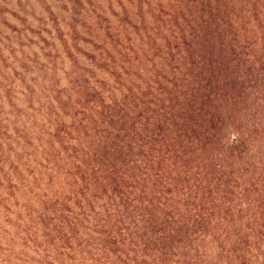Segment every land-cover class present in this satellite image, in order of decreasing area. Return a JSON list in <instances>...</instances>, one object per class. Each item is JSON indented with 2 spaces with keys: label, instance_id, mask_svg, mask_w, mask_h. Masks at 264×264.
I'll return each mask as SVG.
<instances>
[{
  "label": "rangeland",
  "instance_id": "obj_1",
  "mask_svg": "<svg viewBox=\"0 0 264 264\" xmlns=\"http://www.w3.org/2000/svg\"><path fill=\"white\" fill-rule=\"evenodd\" d=\"M204 78L228 186L141 215L135 117ZM0 264H264V0H0Z\"/></svg>",
  "mask_w": 264,
  "mask_h": 264
},
{
  "label": "trees",
  "instance_id": "obj_2",
  "mask_svg": "<svg viewBox=\"0 0 264 264\" xmlns=\"http://www.w3.org/2000/svg\"><path fill=\"white\" fill-rule=\"evenodd\" d=\"M194 85L195 83L189 84L184 91L174 90V93L164 91L165 96L160 90L161 96L154 98V101L147 100L142 103L140 112L135 117L140 123L142 132V135L137 134L132 139L133 144L138 147V161L142 165L138 174L146 177L150 173L155 180V184L151 183V180L147 183L146 191L151 196L146 200L149 206L144 207L141 215L146 214V209L153 210L154 202L157 203L159 197L164 198L165 194L169 197L171 193L175 195L177 189H172V185L184 187L186 194L189 191L193 193L192 197L196 198L198 203L188 208L192 209L194 215L200 213L202 194L205 190L209 194L212 186L214 189L222 184L228 186L220 180V177L226 178L229 175L228 164L224 160L227 159V153L231 155L236 141H241L242 137L239 136L230 143L231 146L227 145V151L220 148V151L216 153L217 157L220 156L217 164L220 175L208 178L211 173L210 168H207L210 164L208 160L213 158L211 154H206L203 158L202 148L210 147V142L213 144L218 141L212 138L210 131L219 129V125L223 124L222 118L215 116L210 109L211 106L218 104L221 96L213 94L212 97L210 93L214 88L222 87L221 84L211 83L208 79H205L204 83L199 80V84ZM129 146L132 147V145ZM123 172L128 178L137 176L134 171ZM166 177L169 178L167 183L161 181ZM127 183L121 182L122 185H128ZM114 184L117 183L114 182ZM140 185V191L144 194L145 184ZM165 185L167 187H164ZM129 191L130 189H123V192ZM221 191L226 192L223 188Z\"/></svg>",
  "mask_w": 264,
  "mask_h": 264
}]
</instances>
